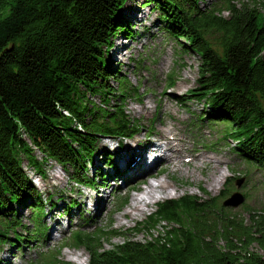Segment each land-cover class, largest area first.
I'll use <instances>...</instances> for the list:
<instances>
[{"label": "trees", "instance_id": "obj_1", "mask_svg": "<svg viewBox=\"0 0 264 264\" xmlns=\"http://www.w3.org/2000/svg\"><path fill=\"white\" fill-rule=\"evenodd\" d=\"M206 1L146 0L159 9L162 28L183 43L182 50L200 57L198 84L183 98L203 102L199 119L226 122L224 137L236 142L233 150L264 167V6ZM134 2L0 0V242L11 248L45 237L49 228L42 220L47 205L24 161L43 178V164L55 160L71 182L89 188H104L122 174L98 141L130 137L140 128L126 109L139 87L113 67L110 53L120 36L135 38ZM98 154L114 172L97 168ZM219 196L185 193L159 201L133 227L150 236L144 241L127 237L106 248L108 233L78 229L66 246L84 247L89 264H264V255L253 249L264 250V208L248 209L246 219ZM16 204L33 209L38 227L26 237L18 232L28 225L17 219ZM76 206L71 199L64 210L72 215ZM11 231L15 239L8 237ZM58 252L30 264H63ZM3 259L0 264H11Z\"/></svg>", "mask_w": 264, "mask_h": 264}, {"label": "rangeland", "instance_id": "obj_2", "mask_svg": "<svg viewBox=\"0 0 264 264\" xmlns=\"http://www.w3.org/2000/svg\"><path fill=\"white\" fill-rule=\"evenodd\" d=\"M215 1L218 0H207L206 4ZM234 2L238 5L248 3L259 8L264 6V0H234ZM132 8L134 11L131 16L136 21V25L132 28L136 33L135 38L120 36L110 53L113 67L119 69L122 74H126L132 85L139 87L140 95L131 97L126 102V109L129 117L140 123V128L136 133L130 134V137L126 138L115 140L100 137L98 144L110 150L113 156L112 161L114 165H117L115 158L118 153L116 150H124L125 144L129 143V140L133 139L132 137H140L144 141L149 139L155 141L158 138L155 137L154 130L158 129L163 132L168 127L171 130L170 136L177 134L181 138L179 147L189 158L192 154H204L211 155L221 161V168L226 173L225 178L219 186L211 189L208 182L213 170L207 162L199 165L185 162L178 170L172 167L166 170L162 169L157 176L172 185L171 193H157V198L148 205H144L142 210L133 211L132 215L124 216L125 209L131 203V197L144 189V183H137L136 179H131L124 186L118 187L119 182L116 179L119 177L114 175V178H109V182L112 179L115 182L114 180L110 183L106 181L109 184L102 187L103 189L89 188L71 182L69 172L55 160H48L43 164L45 171L43 178L34 172L33 174L27 162L24 161L25 169L30 176L33 175L36 188L42 194L47 205L42 220L49 228L45 237L39 234L28 243H23L21 248L17 246L11 248L9 242H0V258H4V262L30 264L47 251L57 252L59 250L58 259L63 261V264H89L90 256L84 247L77 248L70 244L66 246L67 242L70 243L69 238L74 231L78 229L85 232L101 230V232L108 233L102 240L106 248H111L127 237L144 241L150 236L144 232L135 231L133 227L154 211L159 201L178 197L185 193L197 194L200 197L220 195L216 199L222 203L234 192L239 191L244 194L245 202L237 208L226 207L242 213L246 219H249L248 209L261 210L264 208V167L247 162L233 150L236 142L232 138L224 137L227 129L226 122L199 119V115L205 111L203 102L183 98L189 89L198 84L199 55L192 51L184 52L182 50L183 43L162 28L163 20L160 18L159 9L155 8L152 2L135 0ZM223 15L229 16L230 13L224 11ZM181 41L185 40L181 39ZM110 82L117 85L114 78L110 79ZM99 101L97 97V102ZM144 103L151 109L147 117H142L140 113H135L132 110L133 107L140 109ZM165 104H171L172 108L166 110ZM117 140L122 142L123 148H119ZM34 153L38 159H41L39 150ZM102 159L99 154L95 157L97 168L102 167L104 172H114L111 164L102 162ZM158 168H155L154 172ZM94 171L95 168L91 165L89 174H93ZM145 177L146 181L157 183V178L148 174ZM230 177L234 178L230 180ZM241 180V185L238 186ZM133 184L135 185L132 186ZM95 191L100 192V195L105 198L104 200L99 199L97 202L94 201L98 204L97 213L94 212L90 200L86 198V203L84 200V194L88 193L92 197V193ZM226 193L228 194L222 197ZM124 198L126 202L122 204ZM71 199H77V206L75 211L74 208L72 209V215H69L64 209ZM52 201L55 204L50 208L48 205ZM18 205L15 206L18 211L17 219L29 227H19L18 232L22 237H26L38 226L33 220V209ZM120 205L121 207H119ZM85 218L90 219L87 221ZM111 229L116 230L115 234L110 232ZM15 234V231H11L8 237L15 239ZM253 249L264 255V250L260 249L258 245L254 244Z\"/></svg>", "mask_w": 264, "mask_h": 264}, {"label": "bare ground", "instance_id": "obj_3", "mask_svg": "<svg viewBox=\"0 0 264 264\" xmlns=\"http://www.w3.org/2000/svg\"><path fill=\"white\" fill-rule=\"evenodd\" d=\"M130 7L131 6H129V9ZM164 108L170 110L172 105L165 104ZM132 110L135 113H140L142 117H147L151 111L149 105L146 103H144L140 109L133 107ZM169 132H171V130H169L168 127L164 129L163 132L158 129L154 130L155 137L158 138L155 141L150 139L144 141L140 137H132L133 139L125 144L126 148L124 150H116L118 154L115 160L117 166H119L118 168L122 172V176H118L119 178L116 179L117 182H119L117 186L122 187L131 179H136L137 183H144V189L131 197V203L129 207L125 209L123 213L124 216L132 215L133 211L142 210L144 205H148L153 199L157 198V193H171L172 185L161 179L160 176H157L162 169L166 170L172 167L178 170L185 162L193 165L207 162L213 170L210 181L208 182L211 189H215L219 186L225 178L226 173L225 170L221 168V161L215 159L211 155L204 154H192L189 158L188 155L183 153V149L179 147L181 138L173 133V136H170ZM157 167L159 168L154 172ZM145 173L151 177L157 178V183L146 181ZM113 180L114 179L110 180V182ZM84 197L85 203L87 199L90 200V203H92L91 206L93 205L92 207L96 213L98 212V204H96V202L99 201V199H105L98 191L93 192L92 197L88 193L84 194Z\"/></svg>", "mask_w": 264, "mask_h": 264}, {"label": "water", "instance_id": "obj_4", "mask_svg": "<svg viewBox=\"0 0 264 264\" xmlns=\"http://www.w3.org/2000/svg\"><path fill=\"white\" fill-rule=\"evenodd\" d=\"M242 180L239 182L238 186L241 185ZM245 202V196L241 192H234L231 196L223 201V205L227 207L237 208Z\"/></svg>", "mask_w": 264, "mask_h": 264}]
</instances>
